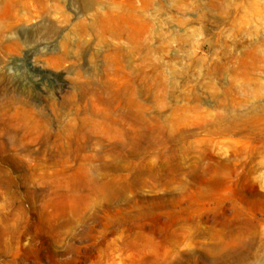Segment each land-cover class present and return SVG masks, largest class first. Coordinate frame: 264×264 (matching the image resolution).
<instances>
[{
    "label": "rangeland",
    "instance_id": "374dc122",
    "mask_svg": "<svg viewBox=\"0 0 264 264\" xmlns=\"http://www.w3.org/2000/svg\"><path fill=\"white\" fill-rule=\"evenodd\" d=\"M6 4L0 264H264V0Z\"/></svg>",
    "mask_w": 264,
    "mask_h": 264
},
{
    "label": "bare ground",
    "instance_id": "6f19581e",
    "mask_svg": "<svg viewBox=\"0 0 264 264\" xmlns=\"http://www.w3.org/2000/svg\"><path fill=\"white\" fill-rule=\"evenodd\" d=\"M6 5V0H0L1 51L7 50L9 46H15L14 41L5 38L3 35L6 32V28L10 26L8 19L11 14ZM9 71V67L0 64V86H3V91L5 92L2 98L0 97V140H2L1 144L3 146H5L3 143L4 139L10 138L13 139L15 146L23 147L32 131L21 123L19 124L16 116L21 112L33 111L30 101L31 97L28 92L29 87H24V84L21 83L23 79L22 73L18 74L17 78H14Z\"/></svg>",
    "mask_w": 264,
    "mask_h": 264
}]
</instances>
